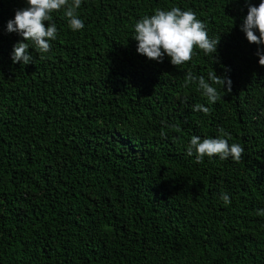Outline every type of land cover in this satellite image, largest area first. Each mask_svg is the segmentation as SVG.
<instances>
[{
    "label": "trees",
    "instance_id": "trees-1",
    "mask_svg": "<svg viewBox=\"0 0 264 264\" xmlns=\"http://www.w3.org/2000/svg\"><path fill=\"white\" fill-rule=\"evenodd\" d=\"M259 3L82 0L84 28L53 13L51 51L30 47L22 65L23 38L6 29L26 0H0V264H264V45L241 31ZM172 7L219 39L214 58L137 53L136 22ZM212 69L232 90L213 85L222 99L209 104L185 79ZM220 129L240 162L187 155L192 136Z\"/></svg>",
    "mask_w": 264,
    "mask_h": 264
},
{
    "label": "clouds",
    "instance_id": "clouds-1",
    "mask_svg": "<svg viewBox=\"0 0 264 264\" xmlns=\"http://www.w3.org/2000/svg\"><path fill=\"white\" fill-rule=\"evenodd\" d=\"M26 4L27 7L17 10L14 19L7 23V32L17 33L24 41L14 45L11 55L13 63L22 65L33 63V56L28 52L30 47L40 54L41 59L51 51L50 41H55L58 37L53 13L63 12L72 31L82 30L85 26L78 16L82 0H26ZM134 30L138 54L156 62H163L167 55L175 67L190 62L196 54V49L202 50L205 55L211 54L214 58L213 54L216 53L219 43V39L209 38L206 24L197 19L195 12L182 11L179 7L154 10V14L145 15L138 20ZM241 31L249 43L264 45V0H260L258 6L249 5L247 15L241 24ZM256 31L259 32V36L255 34ZM256 55L259 57V64L264 66V50L258 49ZM189 84H196L197 90L202 91L209 104L222 99L220 91L230 93L232 90L231 79L218 76L213 69L208 72L207 80L203 75L194 76L188 72L185 87ZM213 85H219L220 91ZM193 111H201L208 115L210 108L196 104ZM219 131L221 136L217 138L201 140L199 136H192L186 148L187 155H195L196 163H203L204 157L214 156H218L220 160L231 158L234 162H240L244 148L238 143L229 144L230 134L223 129ZM221 199L225 205L231 203L227 194H223ZM257 215L264 216V209L258 210Z\"/></svg>",
    "mask_w": 264,
    "mask_h": 264
}]
</instances>
